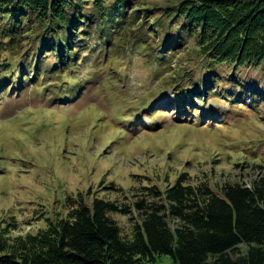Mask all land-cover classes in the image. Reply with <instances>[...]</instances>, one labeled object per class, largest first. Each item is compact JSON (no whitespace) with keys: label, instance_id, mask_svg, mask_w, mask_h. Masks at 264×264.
Here are the masks:
<instances>
[{"label":"trees","instance_id":"trees-1","mask_svg":"<svg viewBox=\"0 0 264 264\" xmlns=\"http://www.w3.org/2000/svg\"><path fill=\"white\" fill-rule=\"evenodd\" d=\"M130 3L0 0V52L19 50L13 54L15 66L6 59L0 63V89L8 82L18 89L26 80L73 72L89 59L84 53L108 51L107 59L123 58L124 36L142 32L145 24L142 18L137 21L136 11L128 14ZM153 20L142 40L150 46L149 38L158 37L154 50L161 66L176 58L181 46L192 47L202 63L200 69H185L187 75L179 79L184 86L175 101L187 112V102L207 103L211 94L229 104L241 101L247 87L253 88L256 102L262 101L264 0H173ZM26 28L33 41L28 39L23 51L15 42L20 43ZM138 45L129 50L137 51ZM201 109L194 112L201 115ZM147 190L144 200L127 207L104 199H69L64 216L48 220L33 235L12 240L8 228L0 229V264H152L163 256L173 264H264V177L250 187L225 182L213 188L186 173L163 191ZM115 216L131 217L130 235Z\"/></svg>","mask_w":264,"mask_h":264},{"label":"rangeland","instance_id":"rangeland-1","mask_svg":"<svg viewBox=\"0 0 264 264\" xmlns=\"http://www.w3.org/2000/svg\"><path fill=\"white\" fill-rule=\"evenodd\" d=\"M168 1L173 0H131L128 14L136 11L145 24L142 32L124 36L123 58L84 53L89 59L73 72L0 89V229L8 228L9 239L43 230L48 220L64 216L69 199L127 207L147 189L163 191L186 173L213 188L225 182L250 187L264 177V96L256 102L247 87L241 101L229 104L211 94L210 102L194 100L202 116L192 104L183 114L187 108L175 101L184 86L179 79L185 69H200V58L181 46L161 66L154 50L158 37L143 45L145 30L149 36V25ZM29 32L15 42L23 51L33 41ZM135 43L138 50L131 52ZM10 50L0 52V63L6 59L15 66L19 50ZM130 216L114 217L126 235ZM152 264L173 263L163 256Z\"/></svg>","mask_w":264,"mask_h":264}]
</instances>
